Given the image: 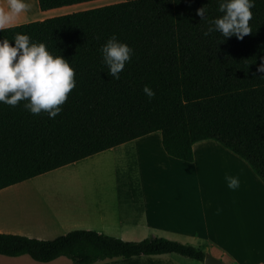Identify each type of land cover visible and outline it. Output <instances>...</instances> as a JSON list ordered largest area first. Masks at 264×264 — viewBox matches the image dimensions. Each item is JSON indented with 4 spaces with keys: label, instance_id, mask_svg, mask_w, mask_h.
Instances as JSON below:
<instances>
[{
    "label": "trees",
    "instance_id": "trees-1",
    "mask_svg": "<svg viewBox=\"0 0 264 264\" xmlns=\"http://www.w3.org/2000/svg\"><path fill=\"white\" fill-rule=\"evenodd\" d=\"M90 0H37L41 10ZM205 7L201 19L196 9ZM242 40L216 31L217 0H123L6 27L43 42L69 61L75 87L49 118L0 102V189L78 161L153 131L165 152L192 161V145L213 139L244 159L264 183V0H255ZM115 34L133 54L119 79L112 78L100 47ZM148 85L155 96L143 92ZM177 253L197 261L204 252L164 237L123 240L89 229L51 239L0 233V254L29 255L39 262L64 256L72 264L116 257Z\"/></svg>",
    "mask_w": 264,
    "mask_h": 264
},
{
    "label": "crops",
    "instance_id": "crops-1",
    "mask_svg": "<svg viewBox=\"0 0 264 264\" xmlns=\"http://www.w3.org/2000/svg\"><path fill=\"white\" fill-rule=\"evenodd\" d=\"M35 4L38 7L37 0ZM0 6H5L4 0ZM67 9L40 10L36 17L22 20L32 14L29 10L12 18L9 26ZM100 153L108 154L118 168L114 191L84 192L73 185L77 180L69 181L67 190L43 194L18 191V183L7 186L0 189V233L51 239L73 229H89L132 241L164 237L196 246L223 264H264V183L244 159L219 142H194L192 161H184L165 152L157 130L95 155ZM226 175L238 177L240 186L228 188ZM31 199L38 208L30 206ZM60 257L36 262L26 254H0V264H72L59 262ZM124 259L112 262L205 264L173 252Z\"/></svg>",
    "mask_w": 264,
    "mask_h": 264
},
{
    "label": "clouds",
    "instance_id": "clouds-1",
    "mask_svg": "<svg viewBox=\"0 0 264 264\" xmlns=\"http://www.w3.org/2000/svg\"><path fill=\"white\" fill-rule=\"evenodd\" d=\"M4 3L5 6H0V32L9 26L12 18L31 9L27 0H4ZM217 3L221 15L210 21L204 36L216 31L224 39L235 36L242 40L252 32L249 21L255 0H217ZM195 11L201 19L206 18L205 7ZM12 39L14 44L8 39L0 40V102L16 106L26 101L23 106L33 115L45 112L50 119L55 118L76 85L73 67L63 56L50 52L45 43L31 42L27 34L16 33ZM100 52L109 75L119 79L126 62L132 58L133 49L113 34L100 47ZM257 72L264 74V56L260 57ZM142 90L149 99L155 96L148 85ZM225 180L230 189L240 186L236 176L226 175Z\"/></svg>",
    "mask_w": 264,
    "mask_h": 264
},
{
    "label": "rangeland",
    "instance_id": "rangeland-1",
    "mask_svg": "<svg viewBox=\"0 0 264 264\" xmlns=\"http://www.w3.org/2000/svg\"><path fill=\"white\" fill-rule=\"evenodd\" d=\"M120 1L123 0H90V1L74 3L71 5L60 6L56 8H68V9L65 10L64 13H62V11L57 12L56 16L75 12V11H81L93 7H98L102 5H107L111 3H116ZM28 2L31 3L32 5L30 9L31 10L30 12H32V14L31 15L27 14L26 16H23L24 13H22L23 16L21 17L22 20L29 19L31 17H36L37 14L35 12L38 13L41 10L39 7H36L35 4L36 0H28ZM107 155L108 154L105 153H100L98 155L93 154L78 161L60 166L48 172L41 173L30 179L19 182L17 185L18 187L17 189L18 191H22L23 193H28V194H33V193L37 194L38 192L43 194L46 190H50V191L67 190L69 186L68 182L77 180L76 184L73 183L72 184L75 186H81L84 192H94L101 190L105 192L114 191L116 189V179L114 178L118 176V168L115 167L116 165L114 166V164L111 163L108 157H106ZM36 204L40 205L32 199L30 200V206L32 208L37 207ZM37 208L36 210H38ZM27 256L29 257V260L35 261L29 255ZM123 259H124L123 257L106 259L104 263L113 264L112 261L119 260V262H121V260ZM58 261L72 262L70 259L63 256H61L60 259H58ZM24 264H31V263H24Z\"/></svg>",
    "mask_w": 264,
    "mask_h": 264
},
{
    "label": "water",
    "instance_id": "water-1",
    "mask_svg": "<svg viewBox=\"0 0 264 264\" xmlns=\"http://www.w3.org/2000/svg\"><path fill=\"white\" fill-rule=\"evenodd\" d=\"M204 263L205 264H223L220 260L214 258L213 256H211L208 253L204 254Z\"/></svg>",
    "mask_w": 264,
    "mask_h": 264
},
{
    "label": "built area",
    "instance_id": "built-area-1",
    "mask_svg": "<svg viewBox=\"0 0 264 264\" xmlns=\"http://www.w3.org/2000/svg\"><path fill=\"white\" fill-rule=\"evenodd\" d=\"M257 264H263L262 262H260V263H257Z\"/></svg>",
    "mask_w": 264,
    "mask_h": 264
}]
</instances>
